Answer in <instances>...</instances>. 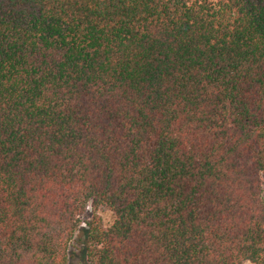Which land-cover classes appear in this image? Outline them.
<instances>
[{
  "label": "trees",
  "instance_id": "16d2710c",
  "mask_svg": "<svg viewBox=\"0 0 264 264\" xmlns=\"http://www.w3.org/2000/svg\"><path fill=\"white\" fill-rule=\"evenodd\" d=\"M81 231L90 264H264V0H0V264Z\"/></svg>",
  "mask_w": 264,
  "mask_h": 264
},
{
  "label": "rangeland",
  "instance_id": "374dc122",
  "mask_svg": "<svg viewBox=\"0 0 264 264\" xmlns=\"http://www.w3.org/2000/svg\"><path fill=\"white\" fill-rule=\"evenodd\" d=\"M95 213L101 217L106 227H110L115 220L113 213L109 209H99ZM93 214L94 210L91 207H88V212L84 217H82V222L86 223ZM81 229H86L85 224L81 226ZM83 235V231L78 233L72 243L69 251V264H90L85 253Z\"/></svg>",
  "mask_w": 264,
  "mask_h": 264
}]
</instances>
